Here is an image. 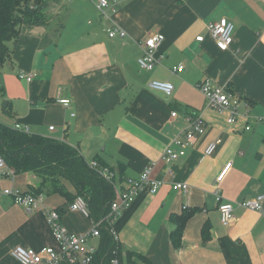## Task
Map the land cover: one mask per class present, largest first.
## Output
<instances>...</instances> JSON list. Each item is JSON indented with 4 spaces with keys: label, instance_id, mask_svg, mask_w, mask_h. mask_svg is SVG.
I'll list each match as a JSON object with an SVG mask.
<instances>
[{
    "label": "crops",
    "instance_id": "crops-1",
    "mask_svg": "<svg viewBox=\"0 0 264 264\" xmlns=\"http://www.w3.org/2000/svg\"><path fill=\"white\" fill-rule=\"evenodd\" d=\"M96 2L49 0L41 22L21 26L0 70V123H18L31 135L63 141L91 166L99 160L114 174L121 169L115 192L125 179L151 168L149 178L161 182L157 192L139 191L112 225L123 254L132 252L149 264H264V204L261 212L236 206L233 223L223 226L215 200L216 194L225 203L264 194V122L257 120L264 119V0H118L105 18ZM222 18L234 25L227 50L206 31ZM114 25L124 39L107 37ZM155 33L163 36L158 50L163 58L151 71H141L143 40ZM199 36L202 42L195 40ZM180 65L183 70L173 73ZM22 74L34 77L27 82ZM204 79L238 96L248 105L247 116L227 126L196 88ZM153 80L172 84V94L150 90ZM61 100H68V107ZM192 116L202 119L205 134L184 156L165 162L164 149ZM245 125L251 130L244 131ZM212 142L216 148L206 156ZM175 184H185L186 191ZM1 185L29 193L41 181L23 173ZM63 186L69 198L42 191V205L29 213L11 198L0 200V264H19L10 254L18 246L58 249L44 208L58 211L72 234L91 230L89 217L70 210L73 187L65 181ZM184 212L176 247L173 220ZM95 240L96 246L91 240L88 245L97 248ZM138 257L132 260L144 264Z\"/></svg>",
    "mask_w": 264,
    "mask_h": 264
},
{
    "label": "built area",
    "instance_id": "built-area-1",
    "mask_svg": "<svg viewBox=\"0 0 264 264\" xmlns=\"http://www.w3.org/2000/svg\"><path fill=\"white\" fill-rule=\"evenodd\" d=\"M118 0H97L95 6L102 18L107 17V11L117 3ZM207 34L216 43V45L222 49L227 50L232 42V35L234 31V25L225 18L220 19L217 22H213L206 27ZM107 37L109 39H124L126 34L117 26H112L106 30ZM197 42H202L203 37L199 36L195 39ZM163 43V36L155 33L143 40L141 46V55L137 60L138 67L141 71H151L163 56L158 54V50ZM183 66L180 65L172 70L173 73L181 72ZM33 74L20 75L21 80L30 82L33 79ZM152 91L160 92L166 97H169L173 92V85L168 82H161L153 80L148 85ZM197 90L202 94L206 107L215 111L219 115L225 116V123L227 126H233L240 118L247 116L248 105L243 103L241 99L233 92L229 91L225 87L214 86L210 80L204 79L196 86ZM64 107H68V100L59 101ZM244 109V110H243ZM176 112H172L171 117L175 118ZM260 122H264V119H257ZM13 130L29 134V129L25 125L14 123L11 127ZM50 131L54 128L50 127ZM249 125L244 126V131H250ZM206 132V126L199 116H192L187 119L186 127L173 138L170 144L164 149L162 158L165 162L171 163L185 155V151L191 147L193 140L203 136ZM217 142L210 143L204 154L211 156L216 148ZM230 163L227 164L222 172L216 179V182H220L227 170L230 167ZM150 167L145 170L137 178L125 179V186L122 189H116L115 197L109 206L108 213L104 219L109 226L110 233L115 240V235L112 229L113 222L121 211L128 207L133 197H135L139 191L148 187L151 194L157 192L161 185L160 181L151 180L149 178ZM104 176L110 178L112 175L107 171L103 172ZM13 171L9 168L3 158L0 155V200L3 198H11L15 205L23 207L28 213L38 210L42 205V196L33 195L30 193H23L14 188H7L1 185L2 180L12 177ZM174 189L185 192L187 186L185 184H175ZM215 200L217 202V210L219 213L220 221L223 226H229L234 221L233 212L237 207L251 210L255 212H261L264 204V194L257 196L251 200H245L238 203L221 202V197L216 194ZM70 210L82 213L84 216L89 217L87 204L82 197H76L70 204ZM44 216L48 226L51 228L53 238L55 239L58 249L43 248L39 252L27 250L22 247H15L11 250V256L19 264H92L93 256L96 251V247L88 245V241L98 239L100 236L99 228L102 221L93 222L91 230L87 234L76 235L67 231L62 225L60 214L53 209L44 208ZM113 264H117L114 260Z\"/></svg>",
    "mask_w": 264,
    "mask_h": 264
},
{
    "label": "trees",
    "instance_id": "trees-1",
    "mask_svg": "<svg viewBox=\"0 0 264 264\" xmlns=\"http://www.w3.org/2000/svg\"><path fill=\"white\" fill-rule=\"evenodd\" d=\"M48 1L0 0V70L11 54L9 44L17 40L21 26L41 22L45 18L42 8ZM2 110L9 111L6 101L2 102ZM0 155L14 175L33 173L40 179V188L31 190L30 194L40 195L38 193L46 191L47 194L69 198L63 186L65 181L75 191L73 200L76 197L84 199L92 222L102 221L92 264H113L114 260L117 264H137L132 258L138 256L132 252L122 253L118 241L113 239L104 221L115 197V185L122 178L121 169L114 174L112 169L99 160L95 166H91L76 148L63 141L21 133L1 123ZM104 171L112 176L105 177ZM185 216L184 212L181 219L173 220L177 227L171 241L176 247L179 245ZM138 259L149 264L140 256Z\"/></svg>",
    "mask_w": 264,
    "mask_h": 264
},
{
    "label": "rangeland",
    "instance_id": "rangeland-1",
    "mask_svg": "<svg viewBox=\"0 0 264 264\" xmlns=\"http://www.w3.org/2000/svg\"><path fill=\"white\" fill-rule=\"evenodd\" d=\"M0 108H1V100H0ZM0 111H1V109H0ZM90 242H91V245L96 246V240L91 239ZM122 253H123V251H122Z\"/></svg>",
    "mask_w": 264,
    "mask_h": 264
}]
</instances>
